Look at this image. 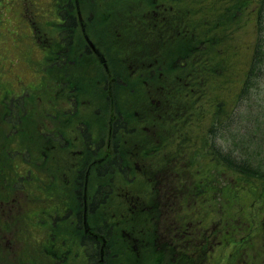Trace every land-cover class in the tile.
I'll return each mask as SVG.
<instances>
[{
  "label": "rangeland",
  "instance_id": "1",
  "mask_svg": "<svg viewBox=\"0 0 264 264\" xmlns=\"http://www.w3.org/2000/svg\"><path fill=\"white\" fill-rule=\"evenodd\" d=\"M66 1L75 5L74 12H76L77 19L72 25H67L66 20L61 25L59 16L55 8L52 7L51 0H0V161L4 160L2 150L8 147L12 139V142L18 143L23 148L28 147L29 150L25 153L30 160L33 156L37 157V154L43 149V144L50 145L53 142L51 138L44 134L45 130L57 132L60 139L55 144L56 149L52 148L53 150L44 158L47 163L58 162L60 164L58 166L61 173L59 175L60 179L48 183V172L45 169L32 171V179L26 186L27 195H24L22 191L21 196L18 197L23 199L22 210L24 207L25 215L21 224H18L20 228L16 229L17 235L19 239H22L21 242L26 246L27 251L30 252L29 257L32 258L33 256L39 264H84V255L81 248L78 247L77 233L74 229L72 231L68 223L65 222H61L65 224L57 226L54 223L55 221H51L50 216L42 215L37 210H41L57 199V204H60L66 198L70 199L72 192L77 193V190L73 189V180L69 177L73 173L74 165L78 164L79 161L74 159L77 154L76 150H79L80 147L77 126L83 123L89 126L79 115L86 117L92 106L97 104L96 98H92V95L86 93L83 87L90 85L93 94L95 89L93 81L98 85L102 82V86L105 87L103 94L100 91L96 95L100 97L99 101L104 104L103 111L108 113L112 107L118 104L117 108L122 114L120 96L127 94L129 90L123 83V89L119 87L111 88V80L108 78L107 70L102 64V54L89 48L91 44L88 43L87 37L95 35L97 39L101 37L106 42L105 36L110 35L111 32L118 33L116 44L119 47L122 44L124 48H127L128 45L124 42L123 37H134L135 32L145 29L140 23L136 22L135 30H131L134 28V24L130 20L136 17H133L131 13L127 15L126 12L129 8L124 7L125 2L122 0ZM164 1L171 8L167 7L165 18L162 19H158L155 13L149 15L158 21L154 22L155 28L148 26L145 35L153 33V43L155 45L165 42L167 55H171L176 41L171 38V34L164 32H173L174 30L176 31L175 34L179 31L178 34L180 35L186 26L192 27L200 33L206 32V30H199L200 19L203 21L209 20V17L216 13V9L224 0ZM242 3H246V8L242 11L241 17H238L239 23L232 22L229 28L216 30L210 35L214 36L212 37L213 40L217 37L223 39L221 40L223 43H228V45H222V49L218 51L229 62L228 64L223 61L222 65L224 68L228 65L230 80L227 81L230 82L233 92L238 91L243 78H249L247 90L241 98L227 99L228 109L231 112L226 113L230 116L223 119L224 124L215 131L211 127L209 128L207 122L210 121L211 124L213 122L211 116L206 113L210 106L209 90H207L206 96L193 97L192 102L188 99V95L178 93L173 96L175 99L169 101L165 99V104H156V107L161 108L162 105V108L156 113L155 118L164 122L170 131L167 132L170 136L177 133L186 136L188 133L182 132L180 127L187 129L189 132L192 141L185 144L184 148L186 150L189 151L197 144L200 145V143L205 146V137H209V140L220 150V154L227 164H230L234 169H229L225 165L220 167L215 163L213 168L207 161L206 151H203L204 148H202L201 151L195 154L194 168L193 166L189 167V171L186 170L178 179L170 178V181H165L164 187L167 186L165 190L170 186L172 187L173 184H175L176 189L178 185H181L180 187L184 190L179 195L184 193L186 195L183 198L184 200L176 202L166 200L165 204L161 206L159 205L161 201L158 200L160 196L156 191V189L163 191L161 184L157 182L150 185V190L155 192L156 196L149 203L143 205L140 211L142 213L148 211L147 218L151 220L150 233L155 238L152 241L155 244V246L153 245L154 256H158L156 253L162 250V244H165L166 237L172 234L171 231L184 227L186 223L189 224L190 222L195 227L198 226L197 228L200 231L206 228L207 234L211 229H219L215 232L219 239L225 234V230H230L231 243L223 247V253L226 254L232 249L235 251L236 245L238 251L231 259V264H264V183L261 180L264 179V0H242ZM149 4L145 1H139L136 4L129 5V7L134 10L131 7L136 5L140 8H137L140 12ZM162 7L160 6L158 9L160 10ZM148 8L155 11L157 6H149ZM146 22L149 24L148 21ZM205 23L209 24V22ZM108 24L112 28L106 30ZM159 25L160 28H163V34H157L156 37L155 31ZM229 37L231 38L228 41L224 40ZM186 40L187 38L183 36L178 37L179 47ZM137 46H139L138 42H134L131 48L141 49ZM128 50L125 51L127 55H129ZM154 50H157V48L154 47L152 53ZM201 66L199 65L198 68ZM179 70L173 68L165 72L163 69V81L165 78L172 77ZM186 74V71L181 73L183 77ZM4 79L5 81H3ZM176 80L183 81L181 77ZM190 81H204V79L202 76H197ZM56 83H60V90L65 88L60 96H55L58 94ZM43 85L45 86L41 88ZM27 92L33 95L32 98H28L26 104L29 117L25 118L18 126L16 136L13 138L10 135L11 138L8 139L7 130L9 126L2 119L5 110L7 111L10 107L8 101L12 96L26 94ZM44 92H50L52 96L46 97L41 102V99L37 97L44 96ZM197 92L201 91L197 90ZM180 101L185 109L182 113L187 114L182 125L176 128L177 124L172 120L169 111L170 109L171 111L178 109ZM46 104L51 106L50 109L54 113L51 118L44 117ZM63 104L69 105V108H64ZM193 107L197 112L205 113L203 116L199 115L202 120L200 123L192 120L194 114L188 113V110ZM19 111L22 112V109H19ZM102 116L105 119L108 118V115ZM98 117H96V120ZM103 117L100 116V119L103 120ZM78 118L80 122L76 124ZM215 122L216 124L220 122L218 117H215ZM133 137L138 138L137 135ZM101 142L105 143V139L102 138ZM140 142H142L141 147H143L145 140L140 138V141H134L132 151ZM104 143L98 149L103 147ZM172 146L174 144L170 142L165 147ZM206 147H209V144ZM104 148L102 151L105 150ZM165 151L155 156L158 163L162 161V158H165L162 157ZM135 156L136 154H133L134 160ZM21 160V158H15L12 159V162H20ZM145 160L149 161L147 157ZM238 160L244 166H240L242 164ZM147 163L149 165V162ZM235 163L240 164L237 165L239 166L237 170H246L244 176L235 172L233 165ZM197 170H200V172L202 170L203 176L212 177V180H215L212 189L214 200L208 198L207 192L195 195V182L191 181V173H197ZM239 178L242 179V182L239 181ZM94 179V175L89 179L84 175L81 186L84 187L85 185L89 192L93 190L94 193L96 191ZM237 180L238 182H236ZM197 182L201 183V180ZM238 186L249 187V189L255 186L261 192L255 193L256 196H254L252 190L247 191L244 188L240 191ZM235 187H237V190ZM3 188V186L0 187V197H3L1 195L4 191ZM227 189H232L229 196L231 204L227 203L225 200L227 197H223L221 194L222 191H227ZM120 190L123 191L124 188L120 187ZM15 191L12 201L17 198V190ZM132 191H142V184L136 183ZM165 194L166 192L163 196ZM113 195L106 201V204L98 206V209L87 210L86 219H88L89 230L84 231V233L91 237L92 235L95 236L96 239L94 240L98 241V250H100V242L102 245L103 239L100 240L98 236L101 234H103L101 236H104V233L110 229L111 232L109 237H106L107 241L105 239L104 245L106 244V248H109L111 254L117 256L123 249L122 247L119 248L120 234L123 235L125 232H129L130 236H133L132 239H135L137 243L139 235L144 233L141 226L144 221L138 219L139 213L134 216L137 218H132V214L125 215V208H122L125 199L119 195V190L118 194ZM204 195L206 198H202ZM247 195H249V198L246 199ZM93 197H88L87 203H89V200L92 201ZM180 203L185 204L180 205ZM3 206L0 203L1 212ZM226 207L229 208L224 210ZM220 217L223 221L227 218V221L230 222L228 224L225 221L221 223ZM98 218L103 222H107L109 226L105 225L104 227L102 225L103 228L99 229L101 224L100 226L97 225ZM247 228L251 229L249 232L252 235L249 236L250 233H248L247 236L249 237L245 238ZM191 229L195 228L192 226ZM256 229L257 231L261 229L259 237ZM81 230L83 231V229ZM12 234V230L0 226V248H2L1 253L3 255ZM54 236H59L54 240L57 245H51ZM66 236L69 237L67 244L70 243L67 250L64 247L66 242H60V239ZM142 237L144 236L142 235ZM232 239H236V242H232ZM42 243L46 248V254H44ZM166 243H168V240H166ZM55 246L60 248L61 252H55ZM218 251L216 248V253ZM129 252L133 254L132 250H129ZM173 256V251H169L163 261L158 262V264H172L174 260L171 257ZM221 257H216L217 262H221ZM106 260L107 258L104 257L100 263L98 261V264H109L110 261L106 262ZM111 263L116 264V260Z\"/></svg>",
  "mask_w": 264,
  "mask_h": 264
},
{
  "label": "trees",
  "instance_id": "2",
  "mask_svg": "<svg viewBox=\"0 0 264 264\" xmlns=\"http://www.w3.org/2000/svg\"><path fill=\"white\" fill-rule=\"evenodd\" d=\"M65 8H66V6H65ZM68 8L69 9H66V11L61 10V15H62L61 17H63V19L67 21V24L72 25L74 23V21L76 20L75 19L76 18L75 13H74V7L71 4H68ZM190 36L187 37L188 42L183 46V48L185 50H187L188 52H190L192 49H195V51H197L199 54L204 56L210 44L204 43L206 41L204 37L195 38L196 40H194L193 36H191V37ZM203 65H205V64H203ZM208 65L209 64L207 63L206 69H203L204 72H207L208 74L209 73L210 74H212V73L218 74L219 68L216 65H209V66ZM197 69L198 68H196L195 66H191V68L189 70H187V76L196 74L195 71H197ZM200 70L201 69H199L198 71H200ZM203 71H202V73H203ZM177 76L178 75H176V77ZM174 79L176 80V78H174ZM186 82L187 83H185L184 81H159L156 84V86L158 87L159 91H162L163 93H165V91H166L165 95L169 94L168 101L175 99V98H173V96L175 94L184 92L183 91V88H184L183 85L185 87L189 88L190 90L195 89V88H197V89L203 88L204 90H206L207 88L212 87L210 85V81H186ZM221 82L222 81H219V85H222ZM142 84L144 85L145 82L142 81ZM214 85L216 86V83ZM156 95L158 97L163 96V94H159V93ZM223 102H224V100H222V99L213 100L214 107L212 110L214 112V116L224 117V113H226V108H224L225 103H223ZM133 110H134L133 107H126V113L127 114H130V115L133 114L134 115L135 112H133ZM117 116H118V113L116 115V119H118ZM209 148L212 149L211 153L214 154V152H216L214 147L210 146ZM114 160L115 159H113L109 162H108V160L106 162H102L96 166V169H98L100 171V173L102 174L105 172V170L107 168H110L111 165L114 164L113 163ZM214 161H216L217 162L216 164H218V165L223 162L219 157H217ZM240 163L242 164V162H240ZM235 164H233V165L235 167L236 173L244 174L246 170H237L239 168V166H237V165H240V164H238V163H235ZM224 165L232 167L230 164L224 163ZM240 166H244V165L242 164ZM96 196H100V198H101L102 197V191H98ZM78 201L79 202L77 204L79 206L80 202L82 201V198L80 196H79ZM80 206H81V204H80ZM73 213H75V215H77V217L80 221L81 214H82L80 209L76 210V212L73 211ZM79 228L81 229V225L79 226ZM80 234H81V236H79V239H80V242L84 248V251L88 256H90L89 258H90L91 264H95V261L98 258V254H99V252H98V241L94 240L91 236L85 234L84 232L80 233Z\"/></svg>",
  "mask_w": 264,
  "mask_h": 264
}]
</instances>
